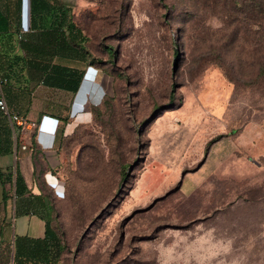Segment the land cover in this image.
Wrapping results in <instances>:
<instances>
[{
    "label": "rangeland",
    "instance_id": "rangeland-1",
    "mask_svg": "<svg viewBox=\"0 0 264 264\" xmlns=\"http://www.w3.org/2000/svg\"><path fill=\"white\" fill-rule=\"evenodd\" d=\"M58 1L93 61L64 64L97 86L83 105L45 87L32 98L66 118L33 184L52 203L58 264H264L263 51L244 0ZM14 141L0 125V165ZM1 173L0 229L42 235L37 202L19 213L15 171ZM18 260L0 235V264Z\"/></svg>",
    "mask_w": 264,
    "mask_h": 264
},
{
    "label": "trees",
    "instance_id": "trees-1",
    "mask_svg": "<svg viewBox=\"0 0 264 264\" xmlns=\"http://www.w3.org/2000/svg\"><path fill=\"white\" fill-rule=\"evenodd\" d=\"M244 2L248 7L247 12H244V23L249 26L255 21L259 23L257 30L248 29L247 33L252 39L254 38V43H260L262 46L263 62L259 64L262 65L261 70L264 72V0H244ZM11 4L5 0L6 15L2 14L0 6V20L3 19L6 24L9 19L11 23L9 58L7 51L4 52L0 45L1 89L13 76L21 77L27 83L41 82L49 87L75 93L85 74V67L68 66L64 62L90 65L93 61L86 48L87 37L74 22L71 9L58 0H29V28L23 31L21 0H15ZM6 58H8L7 62ZM172 96L173 88L170 91V97ZM62 120L65 121L66 118ZM33 129L35 133L37 127ZM34 133L32 132L30 139ZM0 174L2 175L1 171ZM7 181L12 187V173L9 174ZM14 181L13 192L16 200L27 198L29 203L37 202V210L45 226L43 237L16 236L14 252L18 254V264H58L65 248L51 224L53 209L50 198L43 192L33 193L17 168ZM2 195L6 207L8 192L3 191ZM27 208H29L27 213L34 214L29 205Z\"/></svg>",
    "mask_w": 264,
    "mask_h": 264
},
{
    "label": "crops",
    "instance_id": "crops-1",
    "mask_svg": "<svg viewBox=\"0 0 264 264\" xmlns=\"http://www.w3.org/2000/svg\"><path fill=\"white\" fill-rule=\"evenodd\" d=\"M2 5L3 6H1V12L2 14H4L5 13V8H4L5 0H3ZM23 10H24V14H22ZM21 26H22L23 31H27L29 28V0H21ZM0 28L2 29V31L0 32V45L2 46V49L4 52L7 51L6 54L8 55V58H9V55H11V52H10V43H11L10 41L11 39L10 38V32H11L10 20L8 19L6 24L3 19L2 21L0 20ZM8 58H6V62ZM66 65L73 66L69 64H66ZM91 84L92 82H90V80L87 77H85V74H84L82 81L78 87V90L74 93V94L80 93L79 96L81 97V100L77 102L80 105L84 104L82 102L83 100H86L85 96L89 91V89L87 90L85 89L87 88L86 85H91ZM92 86L97 88L96 85L92 84ZM41 87L49 88L51 92L53 90H56V91L59 90V91L68 92V93L70 92L67 90L46 86L41 82L27 83L21 77L14 78L13 76L9 78L7 85L5 87H2L1 90L5 97L6 103L8 107L11 109V111H14L22 116H25L26 118H28L31 121H34L35 123H38L40 118L43 115H46L53 119V124H55L57 128L58 124L63 120H61L60 118H58L51 112H48L44 109H38V107H36V105L34 104V101L32 100V98L35 96V91L37 92L38 90H40ZM98 90L100 92L98 93V95L101 96L102 98L105 95L104 90L101 87H99ZM70 93H73V92H70ZM99 98L100 97H98V99ZM0 125L3 130L7 131V135L10 140L12 138V135L15 139L13 162H7L6 163L7 165H3V164L0 165V171H4V170L8 171V169L11 168V166L14 169V171L17 168L19 172L21 173L25 184L27 185L29 189H31L33 193L38 194L42 192L43 188L40 185L39 187L34 186L35 187L34 189L33 187V184L35 185L34 177H35V174L38 173L40 170L44 171L46 169V166H47L46 154L53 152V149H54L53 144H54V138H55L54 133L56 132V129L54 133L52 132V130L49 131L48 129H46L44 132L36 131L35 133H34L33 128L22 130L15 125H11L8 118L1 113H0ZM48 127L49 125H47V128ZM16 132H17V135H16ZM32 132L34 133V135L32 139H30ZM15 142H17L19 146H16ZM10 149L12 148L10 147ZM9 152L10 150L7 152V154H9ZM8 185L10 187V184ZM1 196H2L1 200H3L2 192H1ZM14 199L16 200L15 195H14ZM20 199L17 200L19 201L17 205L19 213L24 214L26 216L33 215L32 213H27V210H29L25 202L27 198H20ZM15 234L20 237L25 236V237H30V238H40V237H43L44 232L42 235L34 237V236L29 235L28 232L17 234L16 231H14L12 228V231L8 233L7 235L3 233V229L1 227L0 235H2V238L4 239V243L7 244L8 252H9L10 245L12 247V250H14L15 239L13 240V235Z\"/></svg>",
    "mask_w": 264,
    "mask_h": 264
},
{
    "label": "built area",
    "instance_id": "built-area-1",
    "mask_svg": "<svg viewBox=\"0 0 264 264\" xmlns=\"http://www.w3.org/2000/svg\"><path fill=\"white\" fill-rule=\"evenodd\" d=\"M1 84H2V80L0 79V113L8 118L11 125H15L22 130H27L33 127H37L38 132H44L46 129H48L49 131L52 130L53 133L55 132L56 126L55 124H53V119L46 115H43L41 117L39 123H35L34 121L29 120L25 116H22L14 111H11L2 93ZM47 125H49L48 128Z\"/></svg>",
    "mask_w": 264,
    "mask_h": 264
},
{
    "label": "water",
    "instance_id": "water-1",
    "mask_svg": "<svg viewBox=\"0 0 264 264\" xmlns=\"http://www.w3.org/2000/svg\"><path fill=\"white\" fill-rule=\"evenodd\" d=\"M23 4V3H22ZM25 10V9H24ZM24 10H23V13L22 14H24Z\"/></svg>",
    "mask_w": 264,
    "mask_h": 264
}]
</instances>
